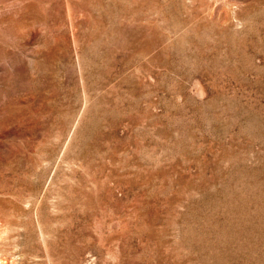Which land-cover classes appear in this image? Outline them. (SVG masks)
<instances>
[{"label":"rangeland","instance_id":"rangeland-1","mask_svg":"<svg viewBox=\"0 0 264 264\" xmlns=\"http://www.w3.org/2000/svg\"><path fill=\"white\" fill-rule=\"evenodd\" d=\"M0 264H264V0H0Z\"/></svg>","mask_w":264,"mask_h":264}]
</instances>
